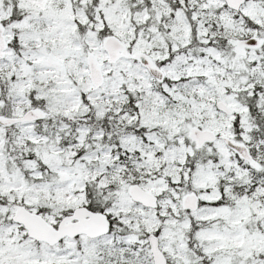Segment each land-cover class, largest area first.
<instances>
[{
	"label": "snow or ice",
	"instance_id": "6c2138e0",
	"mask_svg": "<svg viewBox=\"0 0 264 264\" xmlns=\"http://www.w3.org/2000/svg\"><path fill=\"white\" fill-rule=\"evenodd\" d=\"M0 264H264V0H0Z\"/></svg>",
	"mask_w": 264,
	"mask_h": 264
}]
</instances>
